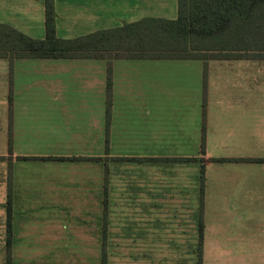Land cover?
<instances>
[{
  "label": "crops",
  "instance_id": "crops-1",
  "mask_svg": "<svg viewBox=\"0 0 264 264\" xmlns=\"http://www.w3.org/2000/svg\"><path fill=\"white\" fill-rule=\"evenodd\" d=\"M55 11L57 36L73 39L146 18L176 19L178 0H55ZM0 24L44 39L45 0H0ZM108 61L0 58L5 239L17 243L14 216L8 232L10 185L14 199L42 195L68 220L70 214L96 220L107 238L123 221L128 228H163L166 213L194 214V223L201 213L206 222L207 214L222 211L224 198H235L233 206L264 224V162L241 160L264 158V53L115 58L109 127ZM251 257L244 260L264 264V252Z\"/></svg>",
  "mask_w": 264,
  "mask_h": 264
},
{
  "label": "rangeland",
  "instance_id": "rangeland-1",
  "mask_svg": "<svg viewBox=\"0 0 264 264\" xmlns=\"http://www.w3.org/2000/svg\"><path fill=\"white\" fill-rule=\"evenodd\" d=\"M34 171L38 172L37 164ZM224 199L222 211L207 214L206 222L201 213L195 223L194 214L166 213L163 228H156L160 223L147 229L128 228L123 221L114 224L107 238V228L97 229L96 220L83 221L81 214H70L68 220L47 208L42 195L12 197L11 205L19 211L13 212L11 206L17 242L12 245V264H103L104 256L107 264H198L201 243L203 264H255L244 258L264 252V224L252 212L233 206L235 198ZM5 232L6 225L0 228V264H8Z\"/></svg>",
  "mask_w": 264,
  "mask_h": 264
},
{
  "label": "trees",
  "instance_id": "trees-1",
  "mask_svg": "<svg viewBox=\"0 0 264 264\" xmlns=\"http://www.w3.org/2000/svg\"><path fill=\"white\" fill-rule=\"evenodd\" d=\"M45 8L46 37L44 39L32 38L12 26L0 24V58H10L11 63L14 59L23 58H107L109 60L108 127L113 92L112 60L115 58L187 59L199 57L208 51L255 50L264 53V0H178L176 19L146 18L73 39H62L57 36L55 0H45ZM12 104L11 96L10 105ZM12 116L11 106L10 137H12ZM10 152L12 153L11 147ZM21 158L37 159L38 157ZM220 160L231 161L226 158ZM241 160L264 162V158ZM200 183V195L203 200L206 184L204 165L201 168ZM11 200L10 185L9 233L12 231ZM200 223V235L203 240L204 224L202 221ZM7 248V263L12 264L11 238L8 239ZM103 264H107L106 256ZM198 264H203L202 243L199 247Z\"/></svg>",
  "mask_w": 264,
  "mask_h": 264
}]
</instances>
